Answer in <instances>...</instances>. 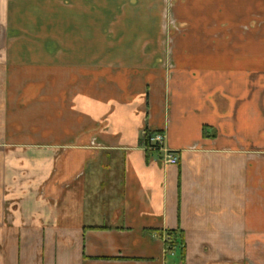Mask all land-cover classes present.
<instances>
[{"label": "crops", "instance_id": "1", "mask_svg": "<svg viewBox=\"0 0 264 264\" xmlns=\"http://www.w3.org/2000/svg\"><path fill=\"white\" fill-rule=\"evenodd\" d=\"M165 3L0 0V264H264L254 37L170 50L127 31L160 24ZM207 8L264 0L174 3Z\"/></svg>", "mask_w": 264, "mask_h": 264}, {"label": "rangeland", "instance_id": "2", "mask_svg": "<svg viewBox=\"0 0 264 264\" xmlns=\"http://www.w3.org/2000/svg\"><path fill=\"white\" fill-rule=\"evenodd\" d=\"M166 1V0H165ZM165 8L160 12V24L129 26V32L159 34L161 41L157 47L161 49H194L216 52L224 45L233 48V34L239 33L243 38L254 37V46L258 51V71L264 74V9L234 10V9H174L175 0H167ZM147 18L149 14H145ZM156 16V13H154ZM155 16H153L155 18ZM159 16V15H158ZM158 18V17H157ZM154 36V35H153ZM244 41L241 46L244 47ZM99 44H101L99 42ZM154 47V46H151ZM207 54V53H204ZM216 54V53H215ZM206 57H194V63L202 62ZM177 61L182 58H161ZM217 59V58H215ZM175 64V63H174Z\"/></svg>", "mask_w": 264, "mask_h": 264}, {"label": "built area", "instance_id": "3", "mask_svg": "<svg viewBox=\"0 0 264 264\" xmlns=\"http://www.w3.org/2000/svg\"><path fill=\"white\" fill-rule=\"evenodd\" d=\"M149 143L151 145V147H149V150L163 152V144H164L163 134L158 133V134L151 135L149 139ZM164 157L168 165L178 164V157L174 153L165 152Z\"/></svg>", "mask_w": 264, "mask_h": 264}, {"label": "trees", "instance_id": "4", "mask_svg": "<svg viewBox=\"0 0 264 264\" xmlns=\"http://www.w3.org/2000/svg\"><path fill=\"white\" fill-rule=\"evenodd\" d=\"M151 137V134L150 133H146L145 134V137H144V145H145V148L147 150V152H155L154 150H149V147H151L150 143H149V139ZM177 234H173V233H168V236L171 237V241H170V244H167L166 246L171 249L173 247H176V246H180L181 247V256L183 257L184 256V248H183V241H182V237H176Z\"/></svg>", "mask_w": 264, "mask_h": 264}]
</instances>
